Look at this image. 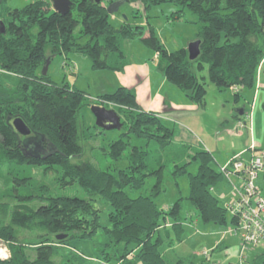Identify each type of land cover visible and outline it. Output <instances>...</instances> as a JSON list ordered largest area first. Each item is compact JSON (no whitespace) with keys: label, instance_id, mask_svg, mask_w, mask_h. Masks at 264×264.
Returning <instances> with one entry per match:
<instances>
[{"label":"trees","instance_id":"16d2710c","mask_svg":"<svg viewBox=\"0 0 264 264\" xmlns=\"http://www.w3.org/2000/svg\"><path fill=\"white\" fill-rule=\"evenodd\" d=\"M70 2L69 12L62 15L53 11L49 0H36L18 9H3L4 0H0V171L5 169L8 174L11 166L21 171L41 167L44 172L56 173L59 188L76 185L87 196L52 195L45 186L38 189L46 192V197L22 196L8 181L15 193L10 200L15 203L0 200V239L8 243L11 257L0 264H55L59 244L92 239L100 229L108 242L102 244L100 257L95 259L105 264H196L189 257L170 262L161 250L164 239L179 242L183 233L181 199L168 212L155 203L164 191L167 163L161 161V154L178 147L174 128L155 113L142 111L132 89L119 87L98 97L116 106L123 118L118 137L103 149L111 162L100 168L82 162L78 114L87 94L54 83L38 70L54 55L73 52L88 57L93 70L120 72L127 63L123 41L138 38L158 52V65L166 80L189 102L204 103L205 88L199 74L205 66L209 82L230 89L237 100L242 88L257 91L258 73L264 72V0H126L142 4L145 10L172 3L195 15L200 54L193 61L186 48L167 51L153 29L143 37L137 31L140 26L126 21L113 27L106 10L113 0ZM83 36L88 40L77 42ZM5 73L17 79L11 90L1 82ZM16 117L29 127L36 141L33 151H28V142L22 139L26 136L12 127ZM178 153L181 159L172 162L169 175H188L187 200L198 217L216 226L235 225L236 220L210 191L223 179L213 167L211 154L197 150L184 160L182 151ZM193 161L197 162L196 173L189 174L187 167ZM23 180L26 186L28 178ZM34 200L41 204L30 205ZM97 201H102L103 207L96 206ZM21 230L34 235V241L27 243L34 246L32 256L18 238ZM60 234L66 236L56 239ZM250 264H264V251L255 254Z\"/></svg>","mask_w":264,"mask_h":264},{"label":"rangeland","instance_id":"374dc122","mask_svg":"<svg viewBox=\"0 0 264 264\" xmlns=\"http://www.w3.org/2000/svg\"><path fill=\"white\" fill-rule=\"evenodd\" d=\"M34 1L36 0H4L3 9L22 8ZM117 20L120 22L127 21L133 26H140L137 31H140L143 37L149 35V29H153L160 43L169 52L186 48L190 42L198 40V35L200 33L197 17L186 8H181L172 3L153 5L145 10L140 3L124 2L119 6L115 17L113 19H111V15L109 17V23L115 28L120 26ZM78 28L75 34L78 32ZM87 40L88 37L83 36L80 37L77 42L82 44ZM122 48L123 52L126 53L127 62L139 64L138 59L143 58L145 60L148 70V73L144 70L146 74L145 85L148 83L151 92L160 96V99L158 98L155 103V107H160L156 115L163 119L164 123L174 128L176 133L175 140L178 139L177 136L180 132H184L188 136L187 142H178V147L174 150L161 154V161H166L167 163L165 175L163 177L164 191L155 199V203L159 209L168 212L172 205L178 199H181L180 222L183 226L181 240L177 242L176 239L173 238V241L169 243L164 239L163 245L161 246L162 252L170 262H175L179 258L189 257L196 264H250L255 254L264 251V242H262L263 245L260 246L255 247V245L252 244L246 247L244 245V243H246L244 239L224 232L229 227H233L231 223L226 226L204 223L198 217V213L191 203L187 200L189 194L188 175L173 176L169 175V173L173 170L171 167L172 162L181 159L180 153H178L180 150L182 151L184 160L187 156L191 155L192 152L204 150L205 147H207L206 149H211L213 152L212 156L215 157L216 160L220 158L223 161L224 158L229 156L232 153L229 149L240 140H236L235 137H227L223 142H219L218 138L222 137V134L224 136L226 135L222 129H218L220 125L219 118L217 117L220 116L222 119L229 117L237 106H244L245 113L251 112V118L247 121L245 120L247 132L245 131V133L244 130L236 127V129L241 131L237 132L235 129L234 131L237 133H235L234 136H239L244 132V134L248 135L251 142L250 144L255 142L256 147L261 148L256 149V152H264V89L258 90V92L255 93L254 87L242 88L236 100V97L230 89H220L209 82L207 67L205 66L199 74L205 88L204 103L203 105H199L201 111L197 113L192 110L172 111L170 107L166 106L167 104H163L161 98L164 100L167 99L173 104H181L182 101L185 102L186 99L178 88L166 81L164 73L157 67V59L154 58L155 52L145 46L138 38L124 40ZM38 73H43V67L39 68ZM133 74L135 75L134 79H129L133 82L131 83V85H133L132 89L135 87L137 79L143 77L139 65L134 69ZM46 76L54 83L65 84L70 88L83 91L87 94V98H85L78 114L80 122L79 141L82 148V155L79 157L80 161L92 162L99 168L111 162L108 158H105L103 149L107 148L111 140L118 137L119 131L123 125V118L121 114H119V110L112 103H97V100L100 95L112 93L119 88V79L115 71L105 69L93 70L92 63L88 57L80 53L70 52L66 54H56L51 57L47 66ZM258 76H261V82L263 83L264 72H262V74L258 73ZM147 77L150 79L149 81ZM1 82L6 89L11 90L15 86L17 79L5 73L1 75ZM136 99H139V97L137 96ZM140 102L141 103L138 102L139 108L145 110L146 107L144 104L142 105V101ZM94 104L104 107L107 110L115 111L119 116L118 124H122L121 128L117 130L97 128L94 116L90 112V106ZM179 115L183 116V118H179ZM239 117L244 119V115ZM228 120H230V118H228ZM241 122H243V120H240L239 123ZM251 125V131H248ZM22 139L28 142V146H26L28 151H33L36 141L32 139V136L29 134L26 137H22ZM181 144H187L189 148L185 149ZM216 160H213V167L218 171L220 165L215 163ZM196 166L197 162L193 161L187 167V173L195 174ZM24 178H28L26 186H24ZM8 181L16 186L18 193L22 196L32 195L46 197L47 193H39L38 189L41 186H45L49 188L48 193L52 195L73 196L82 199L87 198L85 192L76 185L68 186L63 189L59 188L58 184H56L55 172H44L41 167H26L24 171H21L20 168L11 166L8 174L5 169L0 171L1 201H9L13 199L12 196L15 195L12 191L13 185ZM234 181V184H238L239 182V186L241 185L240 182H242V180L237 179ZM229 182L225 179H221L214 187L210 188L211 192L214 188L213 194L218 198L223 208L226 203V197L232 190V186ZM256 185L261 189V195L264 196V173L259 174ZM132 194L135 195L136 192H132ZM221 194H225V197L220 196ZM11 203L14 204L15 202L11 201ZM32 204L40 205L41 202L34 200L30 203V205ZM103 204L102 201H97L95 205L103 207ZM105 211L101 213L102 224L105 223ZM167 220L172 224L171 218ZM160 233L163 234L162 229H160ZM18 238L24 244L34 241L33 233L25 230L19 231ZM106 242H108L107 235L100 229L92 239H73L69 242V246L59 244L53 260L55 264H105L95 258L100 257L99 251L103 248L102 244ZM26 246L27 254L32 256L34 253V246L29 244ZM10 257L11 252L8 243L0 239V260H8ZM115 264H119V262Z\"/></svg>","mask_w":264,"mask_h":264},{"label":"built area","instance_id":"2783aa9c","mask_svg":"<svg viewBox=\"0 0 264 264\" xmlns=\"http://www.w3.org/2000/svg\"><path fill=\"white\" fill-rule=\"evenodd\" d=\"M157 57L158 52H155L154 58ZM246 117L251 118L250 114ZM246 127L245 122L237 125L238 129ZM248 154L247 159H243L241 153L236 154L225 164L220 165L218 172L223 179L231 181L229 184L233 187L235 185L233 179L242 180L241 185L235 188L224 206L229 216L236 220V224L224 232L244 239L246 247L252 244L256 247L263 245L264 242V197L256 185L257 177L264 173V152L257 153L255 146L250 144Z\"/></svg>","mask_w":264,"mask_h":264},{"label":"crops","instance_id":"0c3cea01","mask_svg":"<svg viewBox=\"0 0 264 264\" xmlns=\"http://www.w3.org/2000/svg\"><path fill=\"white\" fill-rule=\"evenodd\" d=\"M136 3H138V2H136ZM110 15H111V19H113L115 17L116 13H113V14H110ZM117 22H118V24L121 25L124 21L120 22V21L117 20ZM156 61H157V67L161 70V68L158 65V60H156ZM138 62H139V64H137V63L134 64L132 62L131 63L127 62L125 67H124V69L122 71L115 72V74L117 75V77L119 79V87H126V88H129V89H132L133 85H131V83H133V82L130 81L129 79H131V80L134 79V76H135L133 74L134 73V69L137 67V65H139L140 71H142L143 77H139L137 79V82L135 83V87L132 90L135 93L136 97L137 96L139 97V99H137L138 100L137 103L138 102L141 103L140 101H142V105L144 104V106L146 107V109L142 110V111H144V112H153V113L157 114L158 113L157 111L159 110L160 107L159 108L155 107V103L157 102L158 98L160 99V96L157 95L156 93L151 92L148 83H147V85H145V80H146L145 75L146 74H145L144 70H146V72L148 73L147 66L145 64V60L143 58H140V59H138ZM262 72H263V70L261 71L260 74H262ZM260 77L258 76V78H260ZM147 79H148V77H147ZM149 80L150 79H148V81ZM162 85H163V82H162ZM257 88L258 89H257V91H255V93L258 92V90H261V89L264 88V82L263 83L261 82V78H260L259 83L257 84ZM161 99L163 101V104H167L166 106L170 107L172 111L179 112V111H182V110H192L193 112H196V113L198 111H201V107L200 106L189 102L186 98H185L186 101L185 102L182 101L181 104H178V103L173 104L167 99L166 100H164L163 98H161ZM139 103H138V105H139ZM241 108H243V114L242 115H244V119H241L240 117L237 118L235 116L236 113H237V110L241 109ZM244 109H245L244 106H242V107L241 106H237L234 109V112L229 117L223 118V119L220 116L217 117V118H219V125H220L218 127V129H222V131H224V133L226 135V136H224L222 134V137L218 138L219 142H223V140H225L227 137H235L236 140H240V141L235 143L234 146L229 149V151L232 152V153L229 156H227L226 158H224L223 161L220 158H218L217 159L218 161H217L216 158L212 156L213 152L211 151V149H206L207 147H205L204 150H207L211 154V156L213 157V160H216V162H215L216 164H219V165L225 164L230 158H232L233 156H235L236 154H239V153H241V156H242L243 159H247L248 158L249 145H250L251 142H250V140L248 138V135L244 134L245 131L247 132V129L246 128L245 129H241V130H244V132L242 134H240L239 136L238 135L234 136L235 133L241 131V130L236 129V127H237L238 123L240 122V120H243V122H245V120L246 121L248 120L246 115L250 114V116H251V112H249V113L246 112L245 113ZM195 115H194V117H195ZM242 115H238V116H242ZM179 118H183V116L179 115ZM228 118H230V120H228ZM251 128H252V125H251ZM235 129H236L237 132L234 131ZM175 138H176V135H175ZM177 138L178 139L175 140L176 142H182V141L187 142L188 141V136L184 132H180V134L177 136ZM253 145L255 146L256 149H261V148H257L256 147V143L255 142H253ZM234 180H237V179H233L232 180L233 183H235ZM238 186H239V182H238V184H235L234 187L232 186L231 192H229L228 196L226 197V202L231 197V195L234 192L235 188H237ZM213 192H214V188L212 190V193ZM220 196L225 197V194H221Z\"/></svg>","mask_w":264,"mask_h":264},{"label":"water","instance_id":"95a60500","mask_svg":"<svg viewBox=\"0 0 264 264\" xmlns=\"http://www.w3.org/2000/svg\"><path fill=\"white\" fill-rule=\"evenodd\" d=\"M51 3V7L53 11L58 12L62 15L67 14L70 9V0H49ZM96 3L105 1V0H94ZM126 2V0H115L112 3L108 4L106 7L108 14L116 13L119 9V6ZM187 53H188V59L190 61H193L197 59V57L200 54V40H195L190 42L187 47ZM49 64V61L46 62V64L43 66V74H46L47 66ZM90 112L94 116L95 119V125L101 129L104 130H117L121 128V123H119V116L117 113L113 110H107L104 107H100L98 105H91L90 106ZM237 113L239 115L243 114V108L238 109ZM12 127L14 130L22 135V136H28L30 134L29 127L25 124V122L19 118L16 117L12 121ZM66 235H56V239H62Z\"/></svg>","mask_w":264,"mask_h":264}]
</instances>
